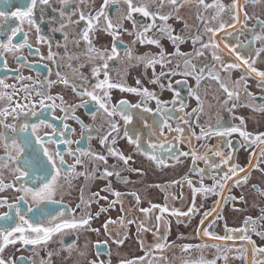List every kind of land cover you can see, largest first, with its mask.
<instances>
[{
	"label": "flooded vegetation",
	"instance_id": "af4514ba",
	"mask_svg": "<svg viewBox=\"0 0 264 264\" xmlns=\"http://www.w3.org/2000/svg\"><path fill=\"white\" fill-rule=\"evenodd\" d=\"M25 2L28 7H31L30 0H21V3ZM213 2L214 0H206V3ZM215 3L223 4L228 14L219 13L217 15L218 8L205 9L199 5L198 0H178V10L167 3V0L162 5L160 0H133L134 6L146 5L156 17L157 27H153L145 35L159 39L166 59L171 60L164 70L171 69L174 74L161 77L160 84L164 85L162 89L160 84L150 82L153 78L151 68L145 71L143 65L137 64L135 60H129L126 56L128 51L136 56H142L145 53L156 54L160 51L156 46L146 42L144 44L133 43L137 40V32H143L148 25L153 24V19L144 17L140 13H133L131 19L124 18L127 16V4L123 0H118V2L109 0L108 6L104 9L105 15L111 19L112 24L119 25V27L105 30L107 21L101 16L99 21H93L94 28L89 32V41L83 39L87 20L96 16L104 0H70L68 5H64L61 0H49L48 4L35 6L31 24L27 18L21 20L11 15L13 11H26V7L5 8L0 0V10L7 12V18L0 16V43L8 45L9 48L12 44L24 45L25 34H27V45L31 46H23L16 51H4L0 54V80L7 85L14 86L7 89L0 88V92L11 94L15 90L11 106L5 101H0V110L15 107L17 103L27 105L38 101L39 97L35 95L37 91L45 92L53 97L56 105L55 108H40L37 105L35 116H25L22 112L16 119L12 116L0 117L2 121L0 132L5 133V139L0 141V161L6 160L8 155L4 144L11 145L13 136H16L19 141L26 135L23 132H13L10 128H5V125H22L24 122L30 125H40L36 130V135L45 141L59 140L60 133H63L64 138L71 141L70 144L45 143V147L53 154L60 151L67 165L73 164L74 159L67 154L66 150H71L77 155L81 152H91L107 158V164H104L90 156L80 155V159L86 164L89 178L85 179L84 176L76 175L66 180V174L62 172L57 180L58 185L62 187H59L52 197L60 203L46 202L43 205L51 210H67L69 216L76 220L86 218L90 213L91 220L85 226L88 230H65L63 234H55L47 244L35 245L24 244L19 239V233H14L15 243L6 244L3 237H0V247H3L0 256L9 264H122L124 261L143 257L146 252L148 253L147 259L151 260L152 264H182L184 260H195L200 256L207 260L214 259L217 248L213 245H220L219 252L222 257L216 260V264H262L264 262V253L259 251L264 248V219H262L264 213L261 212L264 208V201L262 205L244 212V199L243 201L239 199L244 196L240 190L244 184L236 186L233 183L235 177L233 180L224 182L225 187L215 194L197 192L195 198H193L191 187L183 179L184 177L190 179L197 189L201 187V183L206 187H211L217 181H222L225 173L229 172V165H238L248 170V179L256 169L264 165V156H261L264 145L259 141L249 145L235 133L231 137L217 135L201 137L202 129L208 131L210 128L224 129L240 125L239 118L242 116L240 112L233 113L234 103L240 106L247 102L249 110L253 113L259 112L253 111L254 108L264 106V94L260 93L264 90V84L254 73H249L248 65L242 64L229 51V49H235L238 55L249 61L251 67L264 71V41L257 39L258 36H264V27H262L264 0H256V2L238 0V8L233 7L234 0H215ZM73 10H75L74 15H72ZM62 11L65 12L63 16ZM169 13L171 15L166 22L159 19L160 14ZM81 14L85 16V20L79 19ZM213 16H216V19H212ZM237 16L239 22L233 18ZM221 23L226 25L225 28L216 32L213 37L207 29H218ZM165 25L169 29L168 34L158 31V27ZM17 27L21 31L12 36L11 30ZM114 34H116L115 40L113 39ZM10 36L12 37L11 44H9ZM170 36L179 39L173 40ZM197 36L200 40L194 44L193 39ZM210 39L218 47L213 48L209 44ZM113 43L118 47L119 59L108 61L107 71L111 82L122 81L131 87L147 88L162 102L160 107L166 109L172 117L168 120L170 129L161 125L162 135L158 133L151 137L154 142L164 143L165 149H172L171 154L167 151L161 153L168 167H157L155 163L135 150V144L128 143L127 137L124 136V123L119 116L112 118L119 125L120 132L118 136L116 133L112 134L117 138L116 143L111 146L117 152L131 156L132 159L126 166L118 158L111 156L107 148L110 146L112 136L108 137L104 145L100 143L101 134L108 128V125L103 123L104 117L100 114L93 117L91 113L95 110L94 102L88 97H80L73 92V85L79 89L81 84H84L91 90V85L97 82L93 76V70L103 61L89 59V56L93 55L89 53V47L110 52ZM203 44H209V47L204 48ZM225 45H228V48H225ZM177 49L180 55L176 54ZM50 53L52 59L48 58ZM217 55L221 58L219 61L214 58ZM185 61L189 62L187 67ZM227 64H235L239 67L224 70L222 66ZM155 70L157 73L162 71L159 65H156ZM201 71H203V77L197 86L195 77L201 75ZM209 72L219 73L230 90L239 93L238 97L228 99L216 81L208 77ZM65 78L70 81L68 85L62 82ZM99 79L102 80L103 75ZM137 80L141 82L139 86L136 84ZM236 82H239V85ZM194 90L201 93L199 101L190 95V92ZM110 95L112 104L121 100L134 104L142 99L140 96L121 92L119 89H111ZM25 97H30V100H26ZM56 97H62L63 106L70 110L67 118H65V112L61 110V100L55 99ZM216 99L218 100L215 106L220 110L209 109L207 107L209 102ZM226 99L228 103H224V107L218 106V103ZM85 101L88 102L85 103ZM52 103V100L46 101V105ZM73 106H75L74 110ZM148 106L155 111L156 101L149 100ZM27 111L28 109L25 108V112ZM143 115L148 118L149 123L152 122L153 113ZM155 118L159 119L158 116ZM41 120L45 122L43 125L40 124ZM46 125H51V127ZM132 127L133 125L128 126L129 129ZM135 127L141 129L142 122L136 123ZM244 127L253 136L264 133V128L254 132L246 128L245 124ZM177 129H182V131H177ZM27 134L31 135V129ZM198 137L201 138L198 139ZM145 139H148L147 134H145ZM228 141H231V146ZM144 149L150 151L146 145ZM210 149L218 150L232 158L228 164H224L220 157L214 156L212 151H209ZM193 151L200 156H207L210 161L219 164V167L210 169L203 159L193 161L192 155H179L182 152L191 153ZM173 156L178 159H173ZM148 165L153 167L154 174L179 173L182 167L187 171L184 175L178 174L173 178L149 181L144 180L148 173ZM15 167L19 165L9 163L8 167L0 169V180L5 185L12 186L0 191V200H6L8 204L20 207L22 211L27 207L35 208L36 202L20 189H37L51 177L40 179L20 177ZM105 168L114 173L118 172L119 177L116 175L102 176ZM193 168L204 169V172L197 174L192 171ZM75 171L76 173L84 172L85 168L77 165ZM35 175L37 174L34 173L33 176ZM240 175L243 176L244 173ZM213 177H216L217 181H214ZM174 181H180V183L173 184ZM253 186L264 191V188L257 182L250 184L252 189ZM81 189H83V203L81 202ZM113 191L120 193L119 198L112 195ZM94 193L99 195L93 197ZM255 193L261 196L259 192ZM149 195L157 197L158 200L148 202L146 197ZM20 196H25L28 203L24 204L23 201L17 203V198ZM137 197H139V203H137ZM230 197L235 199H228ZM261 197L264 200V196ZM113 200H117L114 205H112ZM193 204L195 214L187 216L161 214L159 208H152V205H166L169 210L185 213L193 207ZM101 209L105 211H100ZM140 209H150V213L145 214ZM252 210L255 212L252 213ZM6 212L9 216L15 217V212H10L7 206L0 207V216ZM228 212L236 213V217L237 214L241 217L229 219L226 217ZM31 215L28 214L25 218L29 219ZM158 215L161 216L160 221L156 220ZM134 216H138L143 221L136 220ZM249 217L256 222L255 227L242 231L245 227L244 221ZM18 223L19 219L15 218L0 221V226L11 230ZM141 225L149 227L150 230L144 231ZM182 226L185 228L182 229ZM225 226L229 230L227 234L235 237L233 240L218 241L204 237L202 232L198 234V231L203 229L213 232L216 236H224ZM157 228L160 234H166L167 243L172 247H166L162 251L154 250V234L157 233ZM176 232H179V239L175 238ZM24 235L34 234L25 233ZM244 236L248 239H243ZM185 244L201 247L186 254L181 251L180 247ZM205 244L208 247H204Z\"/></svg>",
	"mask_w": 264,
	"mask_h": 264
},
{
	"label": "snow or ice",
	"instance_id": "6c2138e0",
	"mask_svg": "<svg viewBox=\"0 0 264 264\" xmlns=\"http://www.w3.org/2000/svg\"><path fill=\"white\" fill-rule=\"evenodd\" d=\"M4 7L8 8L11 6H17L18 8L26 7V11H13L11 12V15L13 17L20 18L21 20L27 18L28 22L31 24L32 21V15H33V9L38 4H48L49 0H30L31 7L27 6V3H21V0H2ZM61 2L64 5H68L70 3V0H61ZM113 2H118V0H113ZM125 4H127V16L124 17L126 19H131L133 13H140L144 17H152L153 24L148 25L143 32H137V40H134L133 43L139 42L140 44H144L145 42L149 45H154L157 48L160 49V51L156 54L152 53H145L142 56H136L133 55L131 51H128L126 53V56L129 60H135L137 64L143 65L145 71L147 69L151 68L153 73V78L150 81L153 84H160L161 77H166L173 75L174 72L171 69H168L165 71L167 65L171 63V60L166 59V54L164 52V49L161 47L159 39L150 38L145 35V33L151 31L153 27H157L155 24L156 17L148 10L146 5L141 6H134L133 0H123ZM165 2V0H160L161 5ZM253 2H256V0H253ZM167 3L173 5L178 10V0H167ZM199 5H202L205 9L209 8H218L219 13H225L228 14L225 11V6L223 4H217L215 3V0L213 3H206V0H198ZM109 0H104V4L101 5L100 10L97 12L95 17H90L87 20V28L85 29L83 33V39L86 41H89V32H91L94 28L93 21H99L100 17L103 16L104 19L107 21V29H113L114 27H119V25L114 26L111 22V19L105 15L104 9L108 6ZM238 0H234L233 7L238 8ZM75 14V10H73L72 15ZM61 15H65V12L62 11ZM171 13L165 15L160 14L159 19L162 21H167L170 17ZM0 16H3L7 18V12L0 10ZM234 19L239 22V18L233 17ZM69 19H71V16H69ZM80 20H85V16L83 14L79 17ZM212 19H216V16H213ZM225 24L221 23L219 25L218 29L208 28L207 31L211 32L213 37L216 35V32L222 31L225 28ZM63 27V24H62ZM262 27H264V22H262ZM12 36H15L17 32H20L21 29L19 27L13 28L12 30ZM39 31V29H37ZM158 31L168 34L169 29L167 26H160L158 27ZM25 44L19 45V44H12V47L9 48L8 45L0 43V54H2L4 51H16L19 48L23 46L31 47L30 45H27V34H25ZM42 39V38H40ZM113 39H116V34H114ZM170 39L176 40L179 39L178 37H171ZM257 39H260L264 41V36H258ZM200 40V37H195L193 39L194 44ZM12 43V37H9V44ZM209 44L213 48L218 47L217 44L213 43L212 40H209ZM209 44H203L202 47L208 48ZM225 48H228V45H225ZM89 53H92L93 55L89 56V59H95L103 61V63L97 65L93 70V76L97 79V82L94 85H91V90H89L88 86H85L84 84H81L80 88L77 89L75 85H73V92L76 93V95L80 97H88L90 101H93L95 104V110L91 113L93 117H95L97 114H100L104 117L103 123L108 125V128L105 130L103 134H101L100 143L101 145H104L108 141V137L112 136L113 133H116L117 136L120 132L119 125L112 119L113 117L119 116V119L123 121L124 123V136L127 137L129 144H135V150L142 155H144L146 158L151 160L153 163L157 165V167H168L169 165L166 163L164 157L161 155L163 151H167L169 154H171L172 149L168 148L165 149L164 143L161 142H154L151 137L156 136L158 133L162 135L161 131V125L163 127L171 128L170 124H168V120L172 119L169 112L161 108L162 102L155 96L154 93L150 92L147 88L143 87H131L126 84H124L122 81L119 82H111V77L109 75V72L107 71L109 65L108 61L119 59V50L115 43H113L111 47V51L108 50H97L93 47H89L88 49ZM229 51L232 52L233 55L236 56V59L241 61L242 64L248 65V71L250 74L254 73L255 76L259 77L261 80V83L264 84V71H259L254 67H251V64L249 61L244 60L240 55L236 53L235 49H229ZM177 55H180L178 49H177ZM198 55H201L202 53H197ZM49 59H52L51 53L49 54ZM216 60H220V56L214 57ZM188 61H185V66L187 67ZM254 63V61L252 62ZM156 65H159L162 69L160 73H157L155 68ZM178 67V65H177ZM224 70L239 67V65L235 64H227L222 66ZM59 75V73H58ZM103 75V79H99V77ZM203 77V71H201V75L196 76L197 80V86H199V83ZM208 77L212 80L216 81V83L219 85L220 89L223 90V92L226 94L228 99H231L233 96L239 95L238 92H234L233 90H230L228 87V84L225 83L224 79L220 76L219 73H213L209 72ZM62 82L65 85H68L70 81L68 79H62ZM136 84L139 86L141 84L140 80L136 81ZM237 85H239V82H236ZM9 87H14L7 85L3 80H0V88L7 89ZM160 87L163 89L164 85L160 84ZM111 89H119L121 92H127L131 93L137 96H140L142 99L137 103H129L127 100H121L116 104L111 103V95L110 90ZM27 91V89H25ZM15 95V90L13 93H7V92H0V101H5L9 106H11L13 102V96ZM35 95L39 97L38 101L30 102L27 105H21L17 103L15 107H7L3 110H0V117H7L12 116L13 119H16L20 116V114L23 112L25 116L27 115H36L35 108L37 105H39L40 108L44 107H51L55 108V102L54 98L51 96H48L45 92L37 91L35 92ZM190 95L194 96L198 101L200 100L201 93L199 91H192L190 92ZM251 95V94H248ZM26 100H30V97H25ZM55 99L61 100V110L65 112V118H67L70 115V110L65 108L63 106V98L62 97H56ZM154 99L157 104V108L154 111L152 108L148 106V101ZM228 99L224 101L225 104L228 103ZM52 100L53 103L51 105H46V101ZM88 101H85L87 103ZM174 103V101H173ZM73 106V110H74ZM235 107V104L233 105V108ZM25 108L28 109L27 112H25ZM195 111V110H194ZM253 111H264V106H260L257 108H254ZM144 113H153V119L152 122H148V118L143 115ZM159 117V119H156L155 117ZM240 119V125L224 128L221 129L219 127L212 129L210 128L208 131H204L202 129L201 131V137H206L210 135H217L221 137H231L234 133L238 134L243 141L247 142L249 145L256 143L259 141L260 144L264 145V133H259L255 136H253L251 133L247 132L244 124V118L241 117ZM2 122V121H0ZM143 127L141 129H137L135 127L136 123H141ZM45 122L43 120L40 121V124L43 125ZM133 125L132 129H129L128 126ZM40 125L37 124H28L27 122L22 123V125H5V128H10L13 132H23L26 133L19 141L17 140L16 136H13L11 139V145L8 143L4 144L5 152L8 153L7 159L0 161V169L8 167L9 163L13 165H19V167H15V171L19 172L20 177H29L32 179H40V178H47L51 177L50 180L46 179V182L43 183L42 187H38L37 189L32 188H21L26 195L30 196L33 201L36 202V207H27L25 210H21L20 207L8 204L6 200H0V207L7 206L9 208V211L15 212V217L9 216V213L6 212L2 216H0V221H6V220H14L15 218L19 219V223L16 227L11 228L9 230L8 227L0 226V237H3L6 244L8 243H15L16 238L14 236V233H19V239L24 244H47L50 240H52L53 236L55 234H63L65 230H79L83 229L87 231L88 229L85 227L89 224L91 220V214L89 213L86 218H82L80 220H76L74 218H71L69 216V213L67 210L60 211V210H51L47 207L43 206L46 202L47 203H60L59 201L53 200L52 197L57 191L59 187H62L61 185H58L57 180L60 177L62 172H65V179L68 180L71 177H75L76 175L84 176L85 179L89 178V173L86 170V164L84 161L80 159V155L90 156L94 160H98L103 162L104 164H107V158L104 155H97L92 154L91 152L84 153L81 152L80 155H77L76 153L72 152L71 150H66L67 154L69 156H72L74 159V163L71 165H67L64 159V155L60 151H56L54 154L51 153L46 147L45 143H60V144H70L71 141L64 138V134L60 133V139H49L45 141L40 136L36 135V130ZM47 127H51V125H46ZM67 127V125H65ZM83 128V125H81ZM31 129V135H28V131ZM91 131V129H90ZM177 131H182V129H177ZM145 134H147L148 139H145ZM33 137L35 139L33 140ZM201 137H198L201 138ZM116 136H112V139L110 141V146L107 148L108 153L113 156L114 158H118L119 161H121L124 165H128L129 161L132 159L131 156H125L122 153H119L116 151L114 147L111 145H114L116 143ZM5 139V133L0 132V141H3ZM89 139H91V136H89ZM229 146H231V141H228ZM146 145L147 149L150 151H145L144 146ZM212 151L214 156L220 157V160L224 164H228V161L232 158L230 155L225 156L223 153H221L218 150H209ZM14 153V154H12ZM23 154V155H22ZM179 155L188 156L192 155L193 161L196 159H203L205 164L210 169H215L219 167V164H216L209 160L207 156H200L195 151L191 153H179ZM261 156H264V150L261 152ZM173 159H178V157L173 156ZM57 161H59V164H57ZM80 165L85 168L84 172L76 173L75 169L76 166ZM132 171H136L135 169H131ZM193 172H196L197 174H201L204 172V169L196 170L195 168L192 169ZM36 173L37 175L33 176V174ZM240 173H244L243 176L240 175ZM116 175L119 177L118 172L109 171L107 168H105L104 172L102 173V176H112ZM233 177L235 179L233 180ZM184 181H186L192 189L193 198H195V195L197 192L202 193H213L222 190L225 187V183L228 180H233V183L236 186H242L243 184L247 183L248 181V170L239 167L238 165H229V172L225 173L224 177L222 178V181H217L216 177H213L214 181H217V183H214L211 187H206L201 183V187L199 189L195 188L192 185V181L188 179L187 177L183 178ZM180 183V181H174L173 184ZM5 187H12L11 185H5L2 180H0V191H3ZM254 192H259L261 196H264V191H261L256 186H253ZM98 193H94L93 197L98 196ZM112 195L119 198L120 193L119 192H112ZM175 199V195L173 196ZM106 199V197L104 198ZM228 199H235V198H228ZM241 201H243V197L239 198ZM20 201H23L24 204H27L28 201L25 199V196H20L17 198V203ZM81 202L83 203V189H81ZM117 203V200L112 201V205ZM137 203H139V197H137ZM77 207H80V205H77ZM152 208H159V211L161 214L169 213L170 215L175 216H187L189 214H195V205L193 204V207L189 208L188 212L181 213L177 212L175 210H169V208L165 206H159V205H152ZM66 209V206H65ZM100 211H105V209H101ZM141 212L145 214L150 213V209H140ZM261 212L264 213V208L261 209ZM28 214H32L29 219H26L25 216ZM99 215V213H97ZM67 217V218H66ZM161 216H157L156 220L160 221ZM262 219H264V216H262ZM47 221V223H45ZM131 223V221H129ZM203 223V221H201ZM256 222L252 220L251 217L246 218L244 221V229L242 231H247L249 227L254 228ZM141 228L144 231L150 230L149 227H146L144 225H141ZM228 229L227 226H225V232L226 234L224 236H216L213 232H209L207 230L200 229L198 231L203 233L204 237H210L212 239L218 240V241H226V240H233L235 237L232 235H228ZM25 233L34 234L30 236H25ZM155 236V243H154V250L156 251H162L166 247H172V245L167 243V236L166 234H160L159 228H157V233L154 234ZM11 238V239H10ZM243 239H248L247 236L242 237ZM251 242V241H249ZM117 243H120V241H117ZM142 243V242H141ZM181 251L183 253H191L193 250L200 249V245H190L185 244L181 245ZM204 247H208L207 244L204 245ZM213 247L217 248V253L215 254L214 259L207 260L205 257L200 256L195 260H184L182 261V264H216L217 259H221V255L219 252L220 245H213ZM143 250V248L141 249ZM261 253H264V248L259 250ZM3 252V247H0V253ZM51 255V254H50ZM148 253H145V256L134 258L132 260L124 261L122 264H152L151 260L147 259ZM226 259V257H223ZM0 264H9L8 261H6L2 256H0ZM264 264V262H262Z\"/></svg>",
	"mask_w": 264,
	"mask_h": 264
},
{
	"label": "rangeland",
	"instance_id": "374dc122",
	"mask_svg": "<svg viewBox=\"0 0 264 264\" xmlns=\"http://www.w3.org/2000/svg\"><path fill=\"white\" fill-rule=\"evenodd\" d=\"M137 52H139V51H137ZM232 74L235 75L234 73H232ZM145 76H147V72H145ZM260 93L264 94V90H262ZM233 97H235V96H233ZM217 100L218 99H216L215 101L209 102L207 107H209V109L213 108L215 110H220L219 107L215 106ZM238 105L236 106V104H235L233 113H235V112L241 113V116L244 118L246 128H248L250 131H254V132L264 128V111H262V112L259 111L258 113L251 112L249 110L250 108H249L247 102H244L240 106H238ZM218 106L224 107V102L218 103ZM205 109H206V107H205ZM186 171L187 170L182 167L179 173L177 172V173L169 174L168 172H163L161 174H159V173L154 174L153 173V167L151 165H148L147 166V172L148 173L145 176L144 180L152 181V180H156V179H163V178H169V177L173 178V177L177 176L178 174L184 175L186 173ZM252 182H257L264 188V165L261 168L256 169L255 172H253L251 174V176L249 177L247 183H245L242 187H240L241 192L244 194V196H243L244 197L243 198L244 199L243 209L245 210L244 212H246L249 209L256 208L259 205H262L263 201H264L263 198L261 196L257 195L253 191V189L250 187V184ZM146 200L148 202H150V201L158 200V199L155 196L149 195L146 197ZM133 210L136 211L135 208H133ZM251 212L254 213L255 211L252 210ZM226 217L229 219H232V218L236 217V213L228 212ZM240 217H241V215L237 214L236 218L238 219ZM134 218L136 220L141 219L138 216H134ZM141 221H143V219H141ZM184 228L185 227L182 226V229H184ZM174 229H175V226H174ZM178 235H179V232H176L175 233L176 239H179Z\"/></svg>",
	"mask_w": 264,
	"mask_h": 264
}]
</instances>
